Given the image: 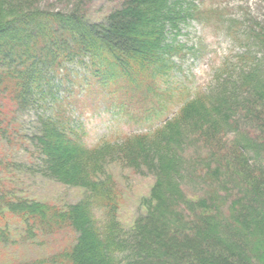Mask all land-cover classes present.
I'll use <instances>...</instances> for the list:
<instances>
[{"label":"rangeland","instance_id":"rangeland-1","mask_svg":"<svg viewBox=\"0 0 264 264\" xmlns=\"http://www.w3.org/2000/svg\"><path fill=\"white\" fill-rule=\"evenodd\" d=\"M30 1V6L38 12L68 15L77 13L87 28L97 31L105 38L106 43L116 45L119 52L125 55L137 46L141 47L137 45V35L136 38L131 37L134 31L132 30L131 35L132 25L129 20L132 16L128 14L130 9L122 6L130 0ZM189 1H193L195 8L203 14L199 20L187 19V22H181L178 31L172 30L167 34V42L177 48L171 56L172 67L167 74L170 75L168 81L161 83V88L166 93V102L171 108L168 118L176 115L181 104L193 93L202 92L207 95L208 91L218 84V78L220 81L231 78L228 85H232L239 75V70L248 66V58L254 56L258 59L262 52V46L256 45L253 39L249 40L247 37L248 23L245 21L257 20L264 24V0ZM155 7L157 10L159 6ZM156 10L154 8L149 17H153ZM66 28L63 24L59 25V29L63 31ZM105 29L108 34L104 33ZM139 36L141 37L140 34ZM245 56L247 59L240 62ZM69 66L73 72L71 77L77 80V84L70 83L72 86L55 93L58 98H64L66 92L67 108H63L62 113L67 116L70 113L75 123L80 125L83 130L82 140L88 150L103 141L112 143L111 146L115 143L120 147L127 137L153 132L162 124L154 115L144 116L135 102L127 100L128 104L123 105L121 100L125 94L117 92L112 98L105 88L100 87L101 83L90 81L92 76L89 72L73 64ZM82 81L83 84L80 83ZM55 83L57 84L56 81ZM62 84H59V87ZM125 93L130 96L133 92L126 88ZM28 103L24 106V113H20L23 137L19 140V145H16L17 148H12L13 141L9 144L10 140L6 137L0 141V161L5 157L7 159L3 160L0 166V190L6 192L4 200L7 201L6 204L9 203V207L18 204L23 211L28 208L36 211L37 208L42 209L39 206L46 204L49 210L54 206L59 208L55 210L62 212L68 206L81 202L87 194L86 188L79 184L65 185L57 182L55 178L51 180L44 177V157L35 152L28 140L30 135L38 139V134L35 133L39 127L37 120L45 113L41 108ZM251 110L256 115H252ZM4 113L3 125L8 124L13 113L16 114L12 109H6ZM199 114L196 113L183 122L179 134L174 136V141L167 133L153 144V148L150 143L148 146H136L131 150L113 147L102 151L103 148H98L101 153L91 157L90 161L85 158L88 164L95 163V194L104 195L117 208L116 221L125 237L121 240L125 239V242L134 224L142 221L156 207L152 196L157 194L158 178L166 175L173 185L176 184L173 175L164 172V169H167L165 164H157V157L166 163L167 160L174 159L173 161L178 162V171L183 168L184 177L190 176L189 181L194 183L189 182V185L184 187L185 196L182 195L181 203L172 202L166 207L168 211L159 214L158 218L154 216L147 227L149 229L145 233V245L140 249L141 254L137 257L136 251L131 249V252L126 253L127 256H122L125 257V264H134L136 259L137 264H264V162L262 163V158L255 160L240 151L234 143L235 136L245 133V136L252 138V142L255 140V145L260 147L261 144L264 147V101L251 100L238 114L228 116L231 120L226 126L220 122L213 123L212 126L206 121V117ZM107 145L105 144V147ZM261 152L264 155L262 148ZM2 153L8 155L3 156ZM61 158V169L70 168L72 163L67 161L70 159L65 155ZM174 170L176 171V166ZM209 171L217 174L212 180L209 178L205 182L207 188L199 181L191 179V175L204 176ZM216 180L221 184L217 188ZM181 183H185L183 178L182 181L178 180V184ZM222 187L227 189L225 194ZM180 188L182 189L181 185ZM209 189L215 194V199H206L209 202L207 208L191 205L190 201L198 200L196 194H209ZM247 190L254 193L245 195L250 197L249 201L242 197ZM172 195L171 190L167 195L168 201L173 199ZM240 201L245 205H253L259 218L257 214H252L251 219L249 216L245 218L248 222L236 228L231 227L230 232L236 234L235 240L226 241L227 238L222 236L219 240L215 234L207 235L205 227L201 229L200 220L206 218V215H214V207L216 211L223 213L224 207L234 206ZM182 205L191 206L184 208ZM9 207L2 204L0 212V236L3 235L1 232H4L10 237L8 243L0 241V264H47L51 259V263H54L56 256L69 252L76 242V234L71 228L63 226L51 232H44L45 225L35 221L28 211L13 214ZM176 211L182 214L180 220L183 221L173 220ZM39 213L42 216L43 210ZM95 217L99 220L102 215L96 210ZM186 227H194L193 232H185ZM173 232H179L181 235H178V238L175 235L173 238ZM167 236L172 240H167V249L163 246L156 248L157 243L165 240ZM232 243L236 244V248ZM129 245L132 243L129 242ZM238 247L245 252V256L237 250ZM145 252L148 256L143 255ZM254 255H257L260 261L256 260L257 257L253 258Z\"/></svg>","mask_w":264,"mask_h":264},{"label":"trees","instance_id":"trees-1","mask_svg":"<svg viewBox=\"0 0 264 264\" xmlns=\"http://www.w3.org/2000/svg\"><path fill=\"white\" fill-rule=\"evenodd\" d=\"M192 2L189 0H130L122 4L123 8L130 9H127L128 14L132 16V19L129 20L132 25L130 26L131 35L132 30L135 33L133 32L131 37L136 38L137 35L136 41L139 43L137 45H141L125 55V53L119 52L116 45L106 43L105 38L97 31L87 28L77 13L72 12L68 15L38 12L30 6V0H0V141L6 137L10 140L9 144L13 141L14 146L11 147L17 148L16 145H19L21 142L19 140L23 137L20 129V113H24V106L29 102L28 104L41 108L45 115L39 116L37 120L39 127L35 133L38 134V139L30 135L28 141L33 145L35 152L44 157V177L51 180L55 178L57 182L65 185L79 184L84 186L82 188H86L87 193L81 202L68 206L62 212L55 210L59 208L54 206H51L49 210V206L46 204L39 206L42 209L37 208L36 211H32L30 208L23 211L20 206H17L18 204L9 207V203L6 204L7 201L4 200L6 192L0 190L1 206L2 204L6 205L10 208V212L13 211V214L28 211L30 215H33L35 221L45 225L44 232H51V230L60 229L63 226H67L75 232L76 242L73 243L70 251L61 253L56 256V262L51 263V259L47 264H125L123 261L125 257L122 258V256L131 252V249L136 251L135 256L138 257L139 253L141 254L140 249L145 245V233L149 229L147 227L154 216L158 218L159 214L168 211L169 209L166 207L172 202L181 203L182 195L185 196L184 187L188 186L189 182L193 183L192 180L189 181L190 176L184 177L183 168L178 171V162L173 161L174 159L167 160L166 163L157 157V164L159 166L165 164L168 170L164 169V172L172 174L177 185H173L172 180L169 181L166 175L163 178H158L157 194L152 196L156 207L150 213L147 212L143 222L138 221L134 224L133 228L129 230L130 236L126 242L125 239L121 240L125 237L121 234L122 229L118 227L119 224L116 221L117 208L104 195L97 196L95 194L97 189L95 170H93L95 163L88 164L85 161L86 159L90 161L91 157L106 149L116 148L118 145L113 143L111 146L112 143L103 141L102 145L99 144L88 150L82 140L83 130L80 125L75 123L70 113L69 116L62 113L63 108H67L66 98L68 96L64 92V98H58L55 92L72 86L69 85L70 83L77 84V80L71 77L73 72L69 65L79 66L83 71L89 72L92 76L90 81L101 83L100 87L105 88L112 98L117 92L125 94L121 100L123 105L127 103V100L135 102L138 110L143 112L144 116L154 115L162 123L153 132L127 137L118 147L125 150H131L136 146L144 147L149 143L153 148V144L161 140L163 134L167 133L174 141L180 132V127H183L184 121L189 120L196 113L206 117V121L212 126L217 122L226 126L231 120L228 116L238 114L241 108L248 105L251 100L254 102L256 100L264 101V24L257 20H247L245 21L248 23L247 37L249 40L253 39L256 45L262 46L260 57L258 59L254 56L248 58V66L239 70V75L232 85H228L231 78L225 81H220L218 78V84L213 90L210 89L211 91L209 90L207 95L202 92L193 93L181 104L176 115L168 118L171 108L168 107L166 93L161 88L163 86L161 83L168 81L170 75L167 74L172 67L171 56L173 50L177 51V48L167 42V34L172 30L178 31V25L181 22H187V19L199 20L202 18L203 13H200ZM155 6H159L157 10ZM154 8L156 10L154 16L149 17ZM62 24L67 27L64 31L59 29V25ZM107 32L108 30L105 29L104 33ZM40 42H42L41 45ZM246 59L245 56L240 62ZM87 80L89 79L87 78ZM59 84L62 85L59 87ZM126 88L132 90L133 93L130 96H126ZM6 109L8 111L12 109L16 114L13 113L8 124L3 125V114L5 115ZM250 113L253 115L254 112L251 110ZM254 115L256 114L254 113ZM246 136L245 133L235 136L236 147L255 160L262 158L263 163L264 155L261 148L264 150V147L261 144L259 145L261 148L258 147L254 144V139L252 142V138ZM105 144H108L107 147ZM98 148H103V150L99 151ZM2 155L7 156L8 153L7 155L2 153ZM63 155L70 159L67 161L72 163L67 170L61 169ZM3 160H7L6 157ZM2 161H0V166ZM175 166L176 171L174 170ZM206 168L208 169V165ZM216 174L217 172L209 171L207 174L205 173L206 179L205 175L200 174L199 178L191 175V179L199 181L207 188L208 185L205 182L209 178L212 180ZM182 178L185 183L180 184L181 189L178 180L182 181ZM215 182L217 184L215 188L221 185L217 180ZM222 189L225 194L227 189L224 187ZM171 190L173 199L168 201L167 195ZM208 192L210 193L196 194L198 200L190 201L191 205L207 208L209 202L206 199H215L213 191L209 189ZM250 194L254 195L252 191L247 190V193H244L242 197L249 201L250 197L245 195ZM225 197L227 198V196ZM191 205L182 206L188 208ZM234 206L224 207L223 213L216 211L214 207L216 212L214 215H206V218L200 220L201 229L205 227L207 235L215 234L219 240H221L220 236L227 238L226 241L235 240V233H231L230 228H236L248 222L245 218L249 216L251 219L252 214H257L258 218L259 215L258 211L253 209V205H245L240 201ZM41 210H43L42 216L39 213ZM96 210L102 215L99 220L95 217ZM176 212L177 214H173V220L183 221L180 220L182 214L179 211ZM101 220L103 221L100 223ZM186 229L185 232H193L194 227H186ZM167 232L170 234V231L167 230ZM1 233L3 235L0 236V241L8 243L10 237H7V233ZM178 235L181 234L179 232L171 234L173 238L174 236L178 238ZM170 238L167 236L165 240L157 243L156 248L163 246L167 249V240L172 241ZM129 242L132 245H129ZM232 245L235 247L236 244L232 243ZM258 245L262 246V244ZM237 250L245 256V252L240 247ZM163 252L162 256H164ZM143 255L148 256L146 252ZM255 257L257 255L253 256V258ZM256 260L260 261L258 257ZM134 264H137V259Z\"/></svg>","mask_w":264,"mask_h":264}]
</instances>
